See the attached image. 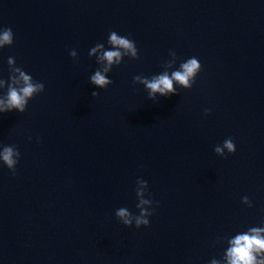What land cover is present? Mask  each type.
Returning <instances> with one entry per match:
<instances>
[{"label":"water","instance_id":"95a60500","mask_svg":"<svg viewBox=\"0 0 264 264\" xmlns=\"http://www.w3.org/2000/svg\"><path fill=\"white\" fill-rule=\"evenodd\" d=\"M0 27L14 32L0 77L13 56L45 83L24 113H0V142L21 153L15 175L0 167V264H208L218 236L264 219V0H0ZM110 30L139 59L93 97L88 52ZM170 49L202 70L153 101L133 77ZM228 137L236 152L217 155ZM137 177L159 201L140 228L114 214L138 212Z\"/></svg>","mask_w":264,"mask_h":264},{"label":"clouds","instance_id":"9594fccd","mask_svg":"<svg viewBox=\"0 0 264 264\" xmlns=\"http://www.w3.org/2000/svg\"><path fill=\"white\" fill-rule=\"evenodd\" d=\"M14 43V32L11 27H0V48L11 46ZM107 45V46H106ZM69 55L74 62L78 59V51L72 48ZM89 57H95L96 68L89 75V82L94 86L91 93L98 96L97 89H106L114 81L110 73L114 66L124 62L125 57L139 59L137 42L131 38V34H120L116 30H110L106 44L97 42L88 52ZM169 58L161 64V71L146 76L138 74L133 77V84H140L147 93L148 99L157 101L160 97H170L180 94L182 89H190L196 82V77L202 70V64L197 56L179 60L175 50L170 49ZM179 60V63H178ZM8 76L0 77V113L18 111L24 113L29 101L45 90V83L33 77V75L21 66H17L13 56L7 58ZM211 111L205 108L207 114ZM31 140V136L28 137ZM39 141V138H37ZM237 146L235 141L228 137L221 144L214 147V152L219 156L235 153ZM21 153L15 144L0 142V167L6 166L12 175L16 174L17 164ZM135 196L138 212L131 211L126 206L115 209V217L124 226L150 225V217L155 212L154 205L159 201L154 199L149 190V184L143 177H137L135 184ZM241 201L247 207L254 206L249 196L241 197ZM213 246L220 244L222 252L219 258L213 257L208 264H264V219L258 224L247 225L234 233L218 236L212 242Z\"/></svg>","mask_w":264,"mask_h":264}]
</instances>
